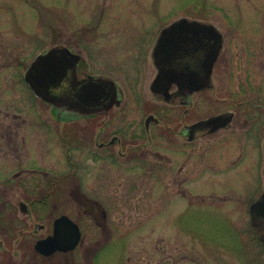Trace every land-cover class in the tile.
<instances>
[{
	"label": "flooded vegetation",
	"instance_id": "af4514ba",
	"mask_svg": "<svg viewBox=\"0 0 264 264\" xmlns=\"http://www.w3.org/2000/svg\"><path fill=\"white\" fill-rule=\"evenodd\" d=\"M173 22L156 36L143 26L139 37L117 42V51L127 55L118 54L115 61L98 58L97 46L87 48L98 59L92 68L80 48V83L93 77L111 82L116 91L113 100L104 86L106 95L94 103L92 112L76 114L53 106L38 98L26 81L29 67L23 75L20 69L15 73L17 86H24L29 95L23 105L33 115L34 125L27 124L20 105H7L0 97V264H100L119 243L124 256L134 242L162 232L139 231L155 217L138 218L127 226L114 217L146 215L138 210L148 198L132 193L146 183H154L156 197L165 199L166 194L159 195L165 173L174 187L181 188L183 196L177 195L181 200L195 195L189 189L197 184L238 186L246 181L255 189L264 188V98L234 100L231 106L215 99L214 75L228 65L225 60L218 69L226 38L221 35L222 50L209 80L207 58L212 47L206 34L190 36L188 44L169 42L158 49L162 32ZM260 38L255 37L254 44L260 45ZM243 49L242 71L248 72L251 65L253 71L264 70V60L249 59L263 48ZM162 71L170 76L159 82ZM52 119L61 128L56 134ZM231 139V148L238 153L228 156ZM54 144L56 156L64 158L55 169ZM248 163L252 166L245 170ZM90 181L98 188H114L113 194L104 197L101 188L87 193ZM70 203L76 211L70 210ZM121 204L138 205L119 210Z\"/></svg>",
	"mask_w": 264,
	"mask_h": 264
},
{
	"label": "rangeland",
	"instance_id": "374dc122",
	"mask_svg": "<svg viewBox=\"0 0 264 264\" xmlns=\"http://www.w3.org/2000/svg\"><path fill=\"white\" fill-rule=\"evenodd\" d=\"M181 18L213 23L226 38V51L218 69L225 66V60L228 65L226 71L222 73L219 69L214 75L215 99L231 106L234 100L264 98V70L253 71L251 65L245 73L239 64L245 58V47L254 52L256 46L262 47L259 55L254 54L249 59L264 60V0H0V97L7 100V105H20L27 124L34 125L33 115L23 105L29 95L24 86H17L14 76L19 69L23 75L38 54L53 47H69L80 54L83 48V59L92 68L98 59L87 48L97 46L98 58H115V61L118 54L127 55L117 51V42L139 37L143 26L149 27V35L156 36L162 26ZM106 36L113 39L104 40ZM255 37H261L260 45L254 44ZM38 106L43 114L49 115V110L45 112L44 106ZM10 111L13 113L12 109ZM52 121L56 134L61 128L55 119ZM230 143L232 139L228 156L238 153ZM53 148L55 169L64 158L56 156V144ZM251 164H246L244 169H249ZM164 179L159 195L166 194L165 199L156 197L158 189L152 186L154 183L133 188L135 198H148L147 203L139 204L142 206L138 210L146 215L136 219L114 217V221L126 226L138 222V218L142 221L144 217H155L146 221L139 231L162 233L142 237L129 246L124 256L119 243L104 254L100 264H264V245L257 240L249 218L250 202L258 198L264 188L255 189L246 181L238 186L197 184L191 188L193 191L189 189L196 196L192 194L191 198L181 200L177 197L183 196L182 191L179 192L181 188L171 184L170 174L165 173ZM244 179L248 177L244 175ZM98 187V183L90 181L85 191L93 195L101 188ZM101 189H105L101 194L104 197L114 190ZM71 192L69 187L68 194ZM121 205L119 210L125 206L135 209L138 204ZM70 210L76 211L74 203H70ZM158 212L160 214L156 215ZM130 240L129 237L127 243Z\"/></svg>",
	"mask_w": 264,
	"mask_h": 264
},
{
	"label": "water",
	"instance_id": "95a60500",
	"mask_svg": "<svg viewBox=\"0 0 264 264\" xmlns=\"http://www.w3.org/2000/svg\"><path fill=\"white\" fill-rule=\"evenodd\" d=\"M202 34L210 37L212 47L207 58L206 78L210 80L222 50V36L214 25L180 19L162 32L158 49L169 42L188 44L191 42V37H200ZM79 62L80 55L72 53L68 48H53L35 59L27 70L25 79L39 98L50 102L55 107L76 114H80V111L92 112L95 108L94 103L101 102L106 95L104 86L108 87L113 96L112 99L115 100L116 91L113 87L110 88L111 82L90 77L80 83L77 74ZM167 76L170 74L160 72L159 82ZM199 88L200 85L197 89ZM154 90L157 91L155 88ZM251 220L252 225L260 231V238L264 243V194L251 206Z\"/></svg>",
	"mask_w": 264,
	"mask_h": 264
}]
</instances>
